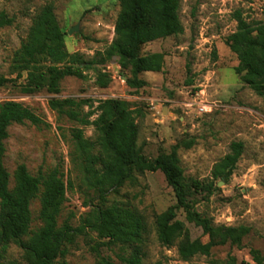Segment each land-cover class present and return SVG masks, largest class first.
Wrapping results in <instances>:
<instances>
[{"label":"rangeland","instance_id":"374dc122","mask_svg":"<svg viewBox=\"0 0 264 264\" xmlns=\"http://www.w3.org/2000/svg\"><path fill=\"white\" fill-rule=\"evenodd\" d=\"M47 4L54 8L64 32L68 51H78L86 58L99 56L114 35V22L120 9L116 0H0V10L14 18L10 26L0 28V75L13 78L11 61L15 50L26 38L33 17ZM239 10L248 22H264V0H180L179 18L183 26L177 35L158 38L142 45L141 53L162 52L160 71H145L139 77L143 87L130 88L116 57L98 65L110 75L107 86L96 84V74L90 69L85 78L66 76L59 91L45 88L23 93L17 81L0 85V101L16 100L41 117L43 123H13L4 140L3 163L9 172L10 186L15 182V169L25 164L31 174L56 168L65 184V199L59 222L69 220L76 226L80 217L98 199L82 178L79 159L74 151L72 130L80 128L85 138L94 140L93 126L81 125L50 106L52 98H90L94 108L99 99L121 98L138 110L137 143L147 157L167 152L180 140H193L189 147L178 149L180 164L188 178L212 182L213 191L204 199L206 191L196 193L195 209L211 218L214 224L250 227L242 245L214 246L209 255H194L182 260L177 246H165L156 238L154 215L175 203L172 188L160 170L137 175L133 182H125L112 189L105 204H117L140 212L148 226L143 246V260L152 264H227L228 255L236 264H256L250 249L264 252V96L257 95L236 73V55L225 43V37L236 29L235 12ZM77 25V30L69 29ZM87 111L86 105L82 106ZM165 108V112L163 109ZM93 114L90 119H93ZM240 141L243 151L227 178H214L215 163L230 151V144ZM31 229L40 225L39 201L30 204ZM177 218L188 229L189 239L207 241V235L193 222L186 220L182 209ZM105 240L95 231L74 236L67 245V253L59 264H95L98 255L119 262L118 255L126 248ZM4 264H25L22 251L9 244L1 255Z\"/></svg>","mask_w":264,"mask_h":264},{"label":"trees","instance_id":"16d2710c","mask_svg":"<svg viewBox=\"0 0 264 264\" xmlns=\"http://www.w3.org/2000/svg\"><path fill=\"white\" fill-rule=\"evenodd\" d=\"M120 9L114 22V35L105 50L91 58L78 51L70 52L64 43V32L54 8L47 4L33 17L26 38L15 50L11 68L15 77L0 75V85L16 82L23 93H33L45 88L59 91L60 81L66 76L84 79L86 70L96 74L95 82L101 87L110 82V75L98 67L116 57L124 71V79L130 88L138 89L146 84L139 77L141 72L160 71L162 52L141 53L142 45L182 32L179 18L180 0H116ZM236 29L225 37V43L236 55L235 71L240 79L257 95L264 96V22H248L237 10L234 14ZM14 18L0 10V28L10 26ZM52 108L81 125L93 126L94 140L85 138L80 128L72 130L74 151L84 183L98 199L90 204V210L73 226L69 220L58 218L65 199L67 185L60 172L54 168L31 174L25 164L15 169V182L10 186L9 172L4 166V140L8 127L13 123L29 122L40 125L43 120L22 102L8 99L0 101V257L9 244L21 251L25 264H59L67 253V245L77 234L86 229L104 238L100 245L118 243L127 252L119 254V262L108 256L98 255L95 264H148L143 260V246L148 233L144 216L134 208L117 204H105L107 194L125 182H133L146 171L160 170L172 188L175 203L154 215L153 226L157 240L165 246H177L179 257L190 260L194 255H209L214 246L229 244L241 246L250 227L245 224H214L210 217L195 209L196 193L206 191L204 199L213 191L212 182L188 178L180 164L178 149L189 147L193 140H180L167 152L147 157L137 143L138 110L129 102L114 97L99 99L93 107L90 98L65 97L49 100ZM88 107L83 111L82 106ZM96 114L93 119L90 117ZM243 151L240 141L230 144V151L218 160L213 169L214 178L227 179ZM39 201L40 225L31 229L30 204ZM182 209L186 220L193 222L207 235V241L190 240L187 227L177 218ZM256 264H264V252L250 249ZM0 264H4L0 260ZM152 264H163L156 261ZM227 264H236L228 255Z\"/></svg>","mask_w":264,"mask_h":264},{"label":"water","instance_id":"95a60500","mask_svg":"<svg viewBox=\"0 0 264 264\" xmlns=\"http://www.w3.org/2000/svg\"><path fill=\"white\" fill-rule=\"evenodd\" d=\"M77 30V25H75V26H73V27H71L70 29H69V33H71V32H73V31H76ZM166 110H165V108L163 109V112H165Z\"/></svg>","mask_w":264,"mask_h":264},{"label":"built area","instance_id":"2783aa9c","mask_svg":"<svg viewBox=\"0 0 264 264\" xmlns=\"http://www.w3.org/2000/svg\"><path fill=\"white\" fill-rule=\"evenodd\" d=\"M121 82H124V78H123V79H121Z\"/></svg>","mask_w":264,"mask_h":264}]
</instances>
